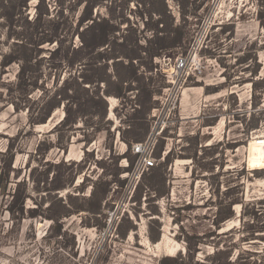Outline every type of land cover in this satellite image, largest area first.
<instances>
[{"label": "rangeland", "instance_id": "374dc122", "mask_svg": "<svg viewBox=\"0 0 264 264\" xmlns=\"http://www.w3.org/2000/svg\"><path fill=\"white\" fill-rule=\"evenodd\" d=\"M85 1L0 0V171L5 166L1 153L8 147L15 153L11 182L6 192H0V264H159L165 256H186L187 236L207 237L241 227L242 207L237 205L235 217L217 231L214 221L224 200L239 198L242 191L246 205L264 199V156L251 160V153L258 151L252 144L264 149V143H258L264 141V0H98L101 4L93 17H111L120 35L137 29L145 46V38L163 28L172 31L181 24L188 34L181 47L155 59L158 72L152 75L157 93L148 115V135L156 127L161 130L154 168L168 162L167 156L169 162L156 173L151 169L131 187L128 173L137 160L132 146L144 135L138 127L144 121L138 117L145 114L134 115L135 104L145 98L139 94L142 83L125 78L124 96L107 97L104 120L88 112L68 130L57 127L64 107L45 124L32 123L40 117L46 97L53 96L64 80L81 75L97 81L104 75L100 64L89 66L93 62L83 51L80 62L70 67L62 55L50 59L57 42L44 45L30 74L42 90L33 92L30 102L14 85L20 65L4 66V56L16 50L17 39H29L33 33L27 21L41 14L45 27L62 22L63 35L66 28H77ZM67 37L64 50L71 44L82 46L71 32ZM193 49L200 66L191 67L174 109L167 75L173 74L175 59ZM144 71L140 67L138 75ZM106 73L111 83L102 84L103 90L115 88V75L124 78L127 72L110 61ZM97 88V82H84L79 93L86 100ZM96 126L103 130L93 132ZM211 145H218L214 157L203 159L204 149ZM212 159L214 166L209 165ZM102 178L109 184L102 185L99 194L105 188L109 192L97 214L96 204L84 199ZM149 181H154V188ZM18 182L27 195L23 214L11 212ZM60 184L66 188L56 191ZM81 205L89 210L76 213ZM68 210L75 214L58 221L50 218ZM245 233L235 235L234 242L241 244ZM259 238L255 246H243L253 251L246 255L250 264H264V233ZM198 249L194 263L205 261L214 250L210 245Z\"/></svg>", "mask_w": 264, "mask_h": 264}, {"label": "trees", "instance_id": "16d2710c", "mask_svg": "<svg viewBox=\"0 0 264 264\" xmlns=\"http://www.w3.org/2000/svg\"><path fill=\"white\" fill-rule=\"evenodd\" d=\"M83 3V1L78 2L79 5ZM100 4L101 3H99L98 0L85 1V7L77 24V28L75 30H73L72 27L68 29L66 28L67 31L63 35H60V33L65 32V28H61L62 22L56 23L53 21L51 26H56H54L52 29L51 26L45 27L44 19L41 14H39L34 21H27L28 25L33 27V33L29 36V39H24V37L23 39H17L20 42L15 43L16 50L4 56V66L8 67L14 63L20 65V71L17 74V83L14 85L23 99L25 100L27 98V102H30V96L32 93L36 90H42V88L38 86V79L32 77L30 74L33 72L32 70L35 69L32 62L37 60V57H40L41 53H44L45 51L43 48L44 45H52L57 42L59 47L51 52L50 59H59L62 55L64 57L63 60L66 61L70 67H73L79 63V57L82 56L83 51H87V54L90 58L89 61L93 62L89 63V66L93 65L92 67L94 68V65L100 64L99 69L104 71V75L96 78L95 80L97 81H92V79L83 77L81 75L78 77L71 76L69 79L64 80L59 89L57 88L55 90L53 96L46 97L47 99L44 100L39 113L40 117L37 118V121H34L32 125L45 124L53 112L61 107H64L65 116L63 120H61L57 125V127L60 128L69 130L75 127L79 120L82 119L83 116H85V114L88 112L89 114L99 116L101 120H104L106 118L108 109L107 97L124 96V83L127 82L124 80L126 78L127 80H132L133 82L142 83L139 87L141 90V93L139 94L140 98L141 95L145 96L142 101H137L135 104L137 108L134 111V115H136V113L145 114V117H138V119L144 121V124L138 125V127L144 131V135L135 141L140 142L150 132L148 115L150 114L151 109L154 108L153 98L157 93L152 88V75L155 72H158V66L155 64V59L161 57L163 52L167 50L181 47L187 40L188 34L186 33L184 26L181 24L175 25V28L172 31H168V28H163L159 30L157 35L153 36V38H145L147 43V46H145L142 44L143 40L137 29L130 28L127 30V34L120 35V27L116 26L114 20L111 17H93L94 9ZM0 16L3 17V15ZM196 18H198V16H196ZM49 22L52 23V21ZM88 22H91V24H89L87 28L83 29L81 32L80 29ZM70 32L73 36H77L80 39L82 46L76 48L71 44L67 48L65 47L66 50H64L63 44L69 42V37H67V34H70ZM110 61H113L116 67H124L127 73L124 78L120 74H116V87H112L113 89H107L106 87V89L103 90L102 84L107 86L111 83V76L107 75L106 73ZM124 62H127V65H125ZM140 67H144L145 71L141 75H138ZM147 74H150L148 75L149 77H146ZM146 79H148V82H146ZM84 82H97L98 86L95 94L86 100L79 93V89ZM46 91L48 90L46 89ZM97 108H101L100 111H97ZM89 109H92V112H90ZM135 125L136 124L133 126ZM129 127L132 128L131 125ZM93 128V132L96 133L103 130L101 126H96ZM256 128L257 127L253 126L251 129ZM127 143L129 147L132 146V141ZM217 149L218 145L206 147L204 149L206 153L202 155L203 159L213 158ZM207 153H209V155H207ZM1 154L5 158V166L0 171V192L1 190L6 192L11 182V175L15 170L13 168L15 153L12 151L11 147H8L6 151ZM168 159L169 156L166 157V160L169 162ZM168 162L161 164L159 167L152 168V171H154V173L161 171ZM131 165H133V162H131ZM209 165L214 166V159H212ZM244 170L245 168L243 171ZM205 171L212 172V169H205ZM55 182H57V180H52L53 184H55ZM20 184L21 182L17 183V189L13 195V200L11 203L13 206L11 208V212L19 211L21 214H23L25 211L24 204L27 195L21 193V191L18 189ZM108 184L109 183L106 181L103 182V178L100 179L93 184L91 195L87 199H84V201L88 204H96L94 212L97 211V214H100L102 210V203H100V201L103 202L106 199L107 193L109 192L108 188H105L101 191L100 196L99 189L102 187V185L104 186ZM148 184L151 188H154L156 185L154 181H149ZM54 188L56 191H60L65 189L66 185L60 184L56 185ZM153 190L157 193L155 189ZM80 191L83 192V188H81ZM241 193V197L224 200V202L218 205V211L214 221L217 231H220L222 225L225 222L235 217V207L237 205H241V227H234L223 233L214 232L207 237L187 236L186 256H165L161 258L159 264H250L246 255L252 254L253 251L246 249L243 246H255L257 244L255 241L260 239L259 237L261 233H264V199H259L251 204L246 205L243 191ZM249 205H252L251 211L248 210L250 207ZM65 209L67 208L65 207ZM87 210L89 209L86 207V205H81L80 208L76 209L75 212L78 213L80 211ZM72 214L75 213L68 210L66 213L63 212L59 216L50 218L58 221L60 217L62 219L63 217H68ZM246 217H248L247 220ZM243 230L246 233L241 238H239V242L241 244H237V242H234V237L235 235L242 233ZM212 237L213 239H211L210 243H207L208 241L206 240ZM225 239H229V241H226ZM232 239L233 241L231 242L230 240ZM199 245H210L214 248V250L212 253L206 254L205 261L201 263H194L197 253L199 252Z\"/></svg>", "mask_w": 264, "mask_h": 264}, {"label": "built area", "instance_id": "2783aa9c", "mask_svg": "<svg viewBox=\"0 0 264 264\" xmlns=\"http://www.w3.org/2000/svg\"><path fill=\"white\" fill-rule=\"evenodd\" d=\"M192 66H200V61L197 59V55H195V49L189 52L186 56L177 57L173 67V74L167 75V81L171 84L168 99L174 109L177 107L181 85L186 76L189 75ZM160 135L161 130L156 127L143 142L133 144L132 152L137 157V160L132 171L128 173L130 187L133 184L136 185L145 173L149 172L156 166L157 159L154 153ZM114 215L115 213L110 215V223Z\"/></svg>", "mask_w": 264, "mask_h": 264}, {"label": "bare ground", "instance_id": "6f19581e", "mask_svg": "<svg viewBox=\"0 0 264 264\" xmlns=\"http://www.w3.org/2000/svg\"><path fill=\"white\" fill-rule=\"evenodd\" d=\"M172 71L174 72V70L172 69ZM111 100V99H110ZM112 108H113V105H112ZM259 144H263L264 141H258ZM252 147L253 148H257V152L254 154V153H251V160H254V161H258L259 159H261L263 156H264V149L262 148V146H255V144H252Z\"/></svg>", "mask_w": 264, "mask_h": 264}]
</instances>
